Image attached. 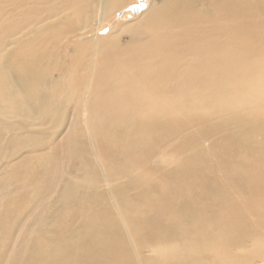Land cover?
<instances>
[{
  "label": "bare ground",
  "instance_id": "6f19581e",
  "mask_svg": "<svg viewBox=\"0 0 264 264\" xmlns=\"http://www.w3.org/2000/svg\"><path fill=\"white\" fill-rule=\"evenodd\" d=\"M121 1L0 0V157L14 163L0 166L2 205L39 198L57 155L46 131L69 114L85 116L75 128L92 129L108 173L57 186L67 201L50 204L22 264H264V0H169L125 43H67Z\"/></svg>",
  "mask_w": 264,
  "mask_h": 264
},
{
  "label": "rangeland",
  "instance_id": "374dc122",
  "mask_svg": "<svg viewBox=\"0 0 264 264\" xmlns=\"http://www.w3.org/2000/svg\"><path fill=\"white\" fill-rule=\"evenodd\" d=\"M167 1L169 0H146L144 2L146 8L139 14L135 15L129 9H131L132 4L136 3V0H122V3L120 2L121 4L117 8L106 13L99 26L68 37L67 43L70 45L72 43L98 41L101 38L115 35H120L121 42L125 43L129 40V33H126L125 29L132 24L139 22L153 4L162 5ZM64 49L65 47L63 50ZM66 51L68 52V49H66ZM63 71L65 73L66 70ZM88 89L89 86L87 85V92ZM263 92L264 90L260 91V93ZM84 120V115L75 117L69 114L68 117L65 118V123L67 122L66 128L55 129V131H46L47 140L45 142V147L56 149L57 155L52 159H44V161L48 162L46 167L47 170L43 175L45 184L42 187L40 191L41 194H39L37 200L16 201L7 208L5 205H2L4 196H0V211H4V221L0 227V241L7 242V248L3 253H0V264H10L12 262L14 264H22L21 255L25 254L27 243L31 236H33L37 230L40 231L38 227L41 218L52 212V209L49 207L50 204L53 202L65 203V201H67L66 194L57 189L58 185L63 182H72L77 178H107V168L103 165V171L101 169L102 163L99 151L93 141L92 129L87 126L81 128V130L75 128L77 122L84 123ZM71 137L77 138L78 143H70ZM65 139H67L68 142H66ZM81 149L86 150L83 155L78 153ZM93 153H96L99 159H95L92 155ZM22 155L23 151L14 150L10 152L8 156L21 158ZM31 164V158H27L15 166L18 176L14 185L18 189L17 193L21 196L22 190L25 188L33 192V189L26 185L25 178V172L29 170ZM12 165H14V163L10 161V158L6 156L0 157V166L3 171L8 170ZM87 165L96 166L97 169H88L86 167ZM130 173L133 176L136 175L135 172ZM117 178L119 177L117 176ZM69 195L71 197L77 196V190L73 189ZM87 214H89V210L80 213V216L84 217ZM133 214L137 215L138 212L135 211ZM9 219H12L13 223H10L8 221ZM105 225L107 226L108 224L105 223ZM63 226L64 222L60 223L58 228H62ZM52 236V234H46V238ZM153 241L156 244L152 249L159 245L158 238ZM152 249L147 252L145 256V259L149 260L150 263L157 259L154 257ZM14 251H16L15 254L18 256H12ZM47 251L48 259L53 260L56 258V255L53 254V249L49 248V246H47ZM210 264L213 263L210 262ZM258 264H261V262Z\"/></svg>",
  "mask_w": 264,
  "mask_h": 264
},
{
  "label": "water",
  "instance_id": "95a60500",
  "mask_svg": "<svg viewBox=\"0 0 264 264\" xmlns=\"http://www.w3.org/2000/svg\"><path fill=\"white\" fill-rule=\"evenodd\" d=\"M146 8L145 4H140L134 9H129L133 14L137 15Z\"/></svg>",
  "mask_w": 264,
  "mask_h": 264
},
{
  "label": "flooded vegetation",
  "instance_id": "af4514ba",
  "mask_svg": "<svg viewBox=\"0 0 264 264\" xmlns=\"http://www.w3.org/2000/svg\"><path fill=\"white\" fill-rule=\"evenodd\" d=\"M145 1L146 0H136V3L135 4H132L131 9L136 8L140 4H144Z\"/></svg>",
  "mask_w": 264,
  "mask_h": 264
}]
</instances>
